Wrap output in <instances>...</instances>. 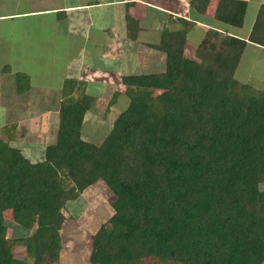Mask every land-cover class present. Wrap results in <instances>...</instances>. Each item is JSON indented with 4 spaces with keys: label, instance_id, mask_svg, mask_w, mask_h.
<instances>
[{
    "label": "trees",
    "instance_id": "obj_1",
    "mask_svg": "<svg viewBox=\"0 0 264 264\" xmlns=\"http://www.w3.org/2000/svg\"><path fill=\"white\" fill-rule=\"evenodd\" d=\"M212 1L218 24L243 25L246 1ZM208 2L189 0L190 9L204 15ZM256 12L247 41L264 48V4ZM174 20L179 28L150 46L164 54V72L121 77L126 106L99 145L81 137L95 97L72 78L41 160L0 139V264H55L66 203L97 182L115 198L91 236L90 264L264 263V89L234 79L247 41L210 29L189 59L194 23ZM126 27L135 39L137 22L126 18ZM23 78L13 74L15 84ZM6 211L28 235L7 237Z\"/></svg>",
    "mask_w": 264,
    "mask_h": 264
},
{
    "label": "crops",
    "instance_id": "obj_2",
    "mask_svg": "<svg viewBox=\"0 0 264 264\" xmlns=\"http://www.w3.org/2000/svg\"><path fill=\"white\" fill-rule=\"evenodd\" d=\"M243 1L247 3L246 15L252 12L251 17L264 4V0ZM188 2L189 0H0V103L10 102L8 99L14 97L26 102L28 98L32 100L38 96L49 99L51 93L45 89L49 87L48 84L38 83L39 81L31 80V77L23 78L29 83L28 86L21 79L15 84L9 80L13 76L4 75L3 71L21 73L25 68L33 72L54 70L52 67L58 61L57 65L62 64L58 92L65 79L83 81L85 85L93 83L83 79V76H88L89 69V73H100L103 78H114V75L120 73V79L130 74L164 72V54L150 46L159 43L161 33L169 24L180 25L173 17L194 23L186 35L184 46V56L189 59L195 58L187 57L186 53L194 56L196 47L203 39L202 32L207 33L210 29L247 41L252 19L248 24L244 20L240 28L224 27L212 19L211 10L201 15L189 9ZM108 6L115 7L117 12L107 16L111 25L106 27L103 26L104 17L100 9ZM126 8L128 16L139 27L135 39L128 37L126 21L122 24L123 10ZM91 12L99 14L91 16ZM177 28L178 26L174 29ZM247 44L235 72L238 75L242 69L248 70L252 54H261L264 59V48L248 41ZM137 47L138 52L135 51ZM142 47L147 48L141 51ZM137 54H145L149 61H154L156 67L144 72L133 70ZM138 58L141 59L139 56ZM104 62L111 63L113 68L104 67ZM102 84L111 86L110 81ZM7 111L6 107H0V118L6 120ZM60 259L61 256L55 264H60Z\"/></svg>",
    "mask_w": 264,
    "mask_h": 264
},
{
    "label": "rangeland",
    "instance_id": "obj_3",
    "mask_svg": "<svg viewBox=\"0 0 264 264\" xmlns=\"http://www.w3.org/2000/svg\"><path fill=\"white\" fill-rule=\"evenodd\" d=\"M214 3L215 1L209 0L206 9L210 11ZM187 7L190 9V5ZM126 10H128V8L123 10L124 18L122 24L125 23L126 18L131 19L126 13ZM100 11L101 15L104 17L103 26L107 27L111 25L106 18L109 14L111 15L112 12H117L115 7H102ZM93 14L98 16L99 13H90L91 16H93ZM251 14L252 12H250L249 15H246L245 24H248L250 19L254 21L255 16L252 15L251 17ZM250 22L252 21L250 20ZM93 23L97 25L94 20ZM169 23L170 22H168V24ZM177 26L179 28V25L169 24L167 29L172 31ZM202 33L204 38L206 33ZM105 34L106 33H104V35ZM221 35L224 34L221 33ZM146 48L147 47H142L140 49L141 51H145ZM135 51L138 52V47ZM140 55H136L133 70L136 72H144L148 68L156 67L154 61H149L145 54ZM138 56L141 57L140 60ZM186 56L195 58L189 53H186ZM57 64L58 61L55 63L54 67H52L55 68L54 70L33 72L30 71V69L25 68V71H21L22 77H31V80L39 81L38 83L48 84L49 87H45V89L51 92L49 99L38 96L32 98V100L28 98L29 100L26 102L14 97L8 99L10 102L5 101V99V102H3L2 99L1 102L3 103H0L2 109L6 107L8 110L7 119L0 118V139L3 141L7 140L11 147L20 150L30 162L41 160L45 147L53 143L55 140L57 128L56 114L61 98L60 94H58L57 85L59 83V76L62 74V64ZM250 64L251 65L247 68V71L242 69L239 75L236 73L234 79L239 84L245 85L249 89H264L263 56L261 54L258 55L257 53L252 54L250 56ZM102 65L107 68H113L111 63L104 62ZM101 69L104 68L101 67ZM89 70L87 71L88 76H83V79H88L87 81L93 83L86 85L84 89L86 93L95 96V102L92 103L91 108L86 113L81 128V137L87 142L99 145L110 131L115 117L124 110L127 99L124 95L125 87L122 85L119 77L120 73L119 75H114V78H103V75L100 73L95 74V72H93V75V73H89ZM10 73L13 76L12 73H15V71H10ZM2 74L5 75V73ZM247 76L248 82H246ZM9 80L12 82L14 81L13 79ZM109 81L111 82V86L102 84V82L108 83ZM114 92L119 94L116 98H113ZM159 93L160 91H155L154 95ZM14 100H17V102H14ZM1 114L2 113H0V115ZM9 135H11L12 138L7 139L6 137ZM259 190L264 195V184L260 185ZM114 198L115 196L104 183L97 182L95 185L84 190L81 196L75 201L66 203L63 211L65 222L61 230L63 250L60 253V264H90L88 256L90 252L91 236L96 233L99 226L111 215L112 210L110 203ZM3 216L8 238L13 239L29 234V231L23 229L12 221L10 211H6ZM14 255L18 258L24 257V248L15 249ZM144 264H152V262L144 261Z\"/></svg>",
    "mask_w": 264,
    "mask_h": 264
}]
</instances>
